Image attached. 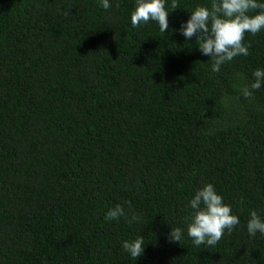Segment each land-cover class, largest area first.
<instances>
[{
  "label": "trees",
  "instance_id": "trees-1",
  "mask_svg": "<svg viewBox=\"0 0 264 264\" xmlns=\"http://www.w3.org/2000/svg\"><path fill=\"white\" fill-rule=\"evenodd\" d=\"M109 2L0 0V264H264L247 230L264 219V84L242 93L264 29L213 72L179 31L212 0H166V32L132 27L136 0ZM207 183L240 220L209 248L187 232ZM139 235L134 260L122 245Z\"/></svg>",
  "mask_w": 264,
  "mask_h": 264
},
{
  "label": "clouds",
  "instance_id": "clouds-1",
  "mask_svg": "<svg viewBox=\"0 0 264 264\" xmlns=\"http://www.w3.org/2000/svg\"><path fill=\"white\" fill-rule=\"evenodd\" d=\"M165 3L166 0H136L135 10L131 14L132 27H139L152 20L158 22L161 32H166L170 12ZM101 6L105 10L112 7L109 0H101ZM170 7L171 11L179 8L176 0H172ZM257 9L259 11L255 15L249 14ZM262 29L264 3H258L257 0H212L210 8L197 6L179 31L187 40L196 37L200 42L198 47L202 55L210 56L213 60L212 71L219 72L221 66L233 58L249 55L251 44L244 43L245 34L251 33L254 36ZM252 75L254 82L242 89L245 98L253 97L254 92L264 84V69H257ZM189 207L193 213L187 232L197 247H214L225 230L231 233L240 223L239 217L232 214L231 206L223 202V197L211 183L197 190L189 201ZM122 216L126 217V213L122 206L117 205L108 211L106 219L118 220ZM135 219L133 216L132 220ZM247 230L251 236H255L257 232L264 234V219L256 211L250 214ZM182 235L181 228H172L169 240L180 243ZM122 246L135 260L144 253L145 238L139 235L133 240L124 241Z\"/></svg>",
  "mask_w": 264,
  "mask_h": 264
}]
</instances>
